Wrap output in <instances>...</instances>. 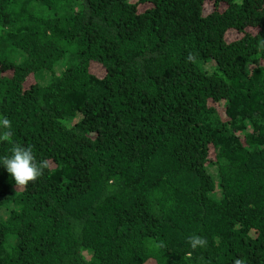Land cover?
Instances as JSON below:
<instances>
[{
    "label": "trees",
    "instance_id": "16d2710c",
    "mask_svg": "<svg viewBox=\"0 0 264 264\" xmlns=\"http://www.w3.org/2000/svg\"><path fill=\"white\" fill-rule=\"evenodd\" d=\"M262 39L264 0H0V117L49 163H0V264H264Z\"/></svg>",
    "mask_w": 264,
    "mask_h": 264
},
{
    "label": "clouds",
    "instance_id": "9594fccd",
    "mask_svg": "<svg viewBox=\"0 0 264 264\" xmlns=\"http://www.w3.org/2000/svg\"><path fill=\"white\" fill-rule=\"evenodd\" d=\"M259 46L264 47V39L259 41ZM11 121L6 117H0V142L12 144L11 155L0 158V163L6 168L7 172L15 181L17 190H22L31 182L39 179L46 168L49 167L48 161L37 162L31 146H22L12 141ZM189 244L193 249L205 247L207 241L200 236L189 237ZM235 264H242L236 260Z\"/></svg>",
    "mask_w": 264,
    "mask_h": 264
},
{
    "label": "rangeland",
    "instance_id": "374dc122",
    "mask_svg": "<svg viewBox=\"0 0 264 264\" xmlns=\"http://www.w3.org/2000/svg\"><path fill=\"white\" fill-rule=\"evenodd\" d=\"M131 1L134 2V1H136V0H131ZM235 36H236V34H231V35H228V38L232 39V38H234ZM215 169H216V168L213 167V168L211 169V172H212V173H213V172L215 173V172H216ZM15 189L17 190V187H16ZM22 190H23V189H22ZM22 190H17V191L21 192ZM218 191H219V190H218Z\"/></svg>",
    "mask_w": 264,
    "mask_h": 264
}]
</instances>
